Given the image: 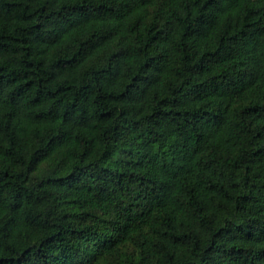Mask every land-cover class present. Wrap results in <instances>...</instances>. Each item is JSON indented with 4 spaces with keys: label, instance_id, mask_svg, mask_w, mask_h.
Wrapping results in <instances>:
<instances>
[{
    "label": "trees",
    "instance_id": "1",
    "mask_svg": "<svg viewBox=\"0 0 264 264\" xmlns=\"http://www.w3.org/2000/svg\"><path fill=\"white\" fill-rule=\"evenodd\" d=\"M0 264H264V0H0Z\"/></svg>",
    "mask_w": 264,
    "mask_h": 264
}]
</instances>
